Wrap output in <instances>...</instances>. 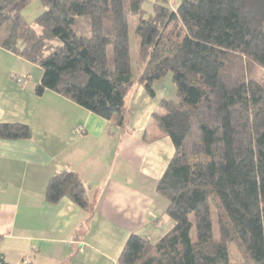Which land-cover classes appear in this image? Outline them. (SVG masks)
Listing matches in <instances>:
<instances>
[{"label":"trees","instance_id":"1","mask_svg":"<svg viewBox=\"0 0 264 264\" xmlns=\"http://www.w3.org/2000/svg\"><path fill=\"white\" fill-rule=\"evenodd\" d=\"M31 1L0 0V46L41 67L35 94L52 90L110 128L138 85L162 110L153 117L174 153L155 190L172 226L155 241L131 233L116 263L264 264V0H155L147 16L145 0H38L29 24ZM168 75L174 97H157ZM30 137L27 124L0 123V139ZM63 196L87 224L93 210L73 171L48 181L46 201Z\"/></svg>","mask_w":264,"mask_h":264},{"label":"crops","instance_id":"2","mask_svg":"<svg viewBox=\"0 0 264 264\" xmlns=\"http://www.w3.org/2000/svg\"><path fill=\"white\" fill-rule=\"evenodd\" d=\"M168 1L174 8L178 0ZM29 63L0 46V123L31 128L30 138L0 139V254L9 264H117L131 233L155 241L172 226L155 190L174 153L153 117L162 112L157 98L135 87L125 97L127 126L110 128L52 90L35 94L42 69ZM63 170L84 183L87 224L68 197L45 199L49 179Z\"/></svg>","mask_w":264,"mask_h":264},{"label":"rangeland","instance_id":"3","mask_svg":"<svg viewBox=\"0 0 264 264\" xmlns=\"http://www.w3.org/2000/svg\"><path fill=\"white\" fill-rule=\"evenodd\" d=\"M154 1L155 0H145L144 1L143 9L145 10V16H147L151 13L152 5H153ZM40 11H42V6L40 5V2L38 0H32L31 3L28 6H26L23 10V15H24L26 22L29 24H33L35 17L37 16V14L40 13ZM34 27H35L36 31L39 30V27L37 25H34ZM59 42L60 41L58 39L54 40V44H58ZM130 44H131L130 52H131V57H132V69H133V71H135L134 55H135L136 40L133 37L132 24H130ZM29 65L32 67V69H41V67L37 64L29 63ZM136 87H140V85H138ZM141 87H143V86H141ZM154 88L156 90L158 89V91H161L163 96L174 97L173 95H174L175 88H174L173 84L171 83L170 75H168L165 78L155 82ZM125 126H127V122H126V120L123 119L122 127H125ZM230 251H231L232 256H233L232 260L233 261L237 260L236 258L238 255V251H237L236 247L232 246Z\"/></svg>","mask_w":264,"mask_h":264},{"label":"built area","instance_id":"4","mask_svg":"<svg viewBox=\"0 0 264 264\" xmlns=\"http://www.w3.org/2000/svg\"><path fill=\"white\" fill-rule=\"evenodd\" d=\"M74 133L78 135H82V127L77 126L74 128Z\"/></svg>","mask_w":264,"mask_h":264}]
</instances>
